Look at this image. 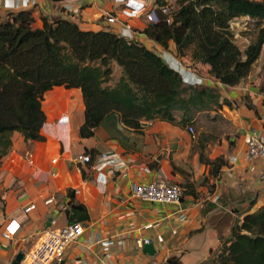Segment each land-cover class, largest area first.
Segmentation results:
<instances>
[{"label":"crops","instance_id":"0c3cea01","mask_svg":"<svg viewBox=\"0 0 264 264\" xmlns=\"http://www.w3.org/2000/svg\"><path fill=\"white\" fill-rule=\"evenodd\" d=\"M162 1L176 7V0ZM145 2L38 0L27 9L33 11L40 27L44 16L64 17L61 14L68 13V4L76 11L70 13L71 19L87 30L116 32L122 23L129 22L138 33L136 39L162 56L164 49L143 33L147 20L134 14ZM19 10L22 9L1 6L0 17ZM108 15L116 16L118 22L108 23ZM208 84L216 83L209 80ZM43 108L47 118L41 132L45 140L26 141L19 132H14L12 150L0 169V242L8 245V248L0 247V259L4 262L20 247H33L45 229H60L70 223L68 211H71L73 203L78 202L86 207L89 215L82 221L86 231L68 247L62 264H200L219 244L217 231L208 224V217L214 211L207 215L203 212L209 202L206 198L216 191L221 195L224 191L246 189L253 192L257 200L252 212L264 204V180L260 176L262 165L258 164L255 171L249 169L244 143L245 133L264 127V109L222 107L238 136L232 139L231 145L228 144V155L211 154L206 149V154L212 158L225 155L229 165L222 169L218 179L211 178L204 184L209 168L199 161L200 150L191 148L189 125L153 120L144 122L142 129L135 130L126 126L118 113H113L96 129L94 136L81 138L79 129L85 121L86 105L80 88L54 87L46 93ZM179 127L185 129V134H177ZM164 147L166 150L161 154L164 156L159 159L160 150ZM87 149L95 150L98 155L114 151L130 163L114 175L100 173L75 161L76 156ZM234 155L238 160H231ZM155 161L158 164L153 167ZM174 163L184 173L174 172ZM200 176L204 177L202 181H199ZM161 179L181 186L189 179L200 196L187 195L180 206L142 201L131 196L134 183ZM69 190L75 194L74 199L68 195ZM50 196L55 202L46 204ZM29 202L36 203V208L25 213L23 208ZM180 208L185 209L184 219L175 213ZM50 217L53 220L48 226ZM11 219L21 222V230L13 239L7 240L2 233ZM142 236L152 239L155 255L144 252L138 245L137 240ZM107 239L114 241L109 249L99 242Z\"/></svg>","mask_w":264,"mask_h":264},{"label":"trees","instance_id":"16d2710c","mask_svg":"<svg viewBox=\"0 0 264 264\" xmlns=\"http://www.w3.org/2000/svg\"><path fill=\"white\" fill-rule=\"evenodd\" d=\"M176 7L172 23L148 22L143 33L214 83L236 86L250 75L264 36L242 49L228 23L238 17L264 22V0H176ZM35 21L29 9L0 17V169L12 150L14 132L26 141L45 140L43 101L57 86L82 90L86 110L81 138L94 136L113 113L126 126L140 130L153 120L187 126L203 112L234 107L215 84L185 83L178 70L137 39L106 29L87 30L70 17L44 16L41 27H35ZM116 65L122 72L115 80ZM248 107L254 109L250 102ZM208 143L200 137L199 161L209 168L204 184L218 179L229 165L225 155L206 154ZM85 153L98 155L89 149ZM173 166L174 172L184 173ZM182 186L184 197L200 196L189 179ZM68 195L75 198L72 190ZM256 203L253 192L241 189L224 191L204 206L205 215L214 211L208 224L217 231L219 244L202 264L210 259V264H264V204L252 212ZM68 217L72 223L89 215L75 202Z\"/></svg>","mask_w":264,"mask_h":264},{"label":"built area","instance_id":"2783aa9c","mask_svg":"<svg viewBox=\"0 0 264 264\" xmlns=\"http://www.w3.org/2000/svg\"><path fill=\"white\" fill-rule=\"evenodd\" d=\"M37 2L38 0H4V2H0V7L8 5V7L15 9H27L35 5ZM175 10L176 7L170 2L146 0L145 5L140 9L135 10L134 14L144 16L149 23H157L162 20L167 23H172ZM66 11L68 13L76 12L69 4L66 7ZM107 22L115 24L118 22V18L114 15H108ZM116 32L131 40L136 39L138 34L134 26L129 22L122 23ZM161 54L170 66L180 72L185 83L190 85H201L209 81V79L204 78L187 68L174 54L165 50L162 51ZM188 131L191 135H194L195 127L189 125ZM244 143L246 146L245 161L248 163L249 169L255 171L258 164H261L262 170L260 176L261 179L264 180V127L245 133ZM231 160H238V156H232ZM75 161L82 165V167H91L100 173L107 172L112 175L122 171V169L128 167L130 163V161L122 154L114 151L102 152L96 157H93L91 153L84 152L77 155ZM131 196L142 201L180 206L184 198V189L180 184L167 179L154 180L147 183L137 182L131 187ZM218 198L219 193L216 191L210 197L206 198V201L216 202ZM45 202L46 204H52L55 202V199L53 196H50ZM35 208L36 203L29 202L23 209L25 213H29ZM184 210V208H180L175 212L180 216V219L185 218ZM20 230L21 222L17 219H11L3 231L2 236L7 240H11ZM85 231L86 228L82 222L68 223L60 229H53L51 227L45 229L39 235L38 241L35 245L27 252H24L25 257L20 264H62L68 247L84 235ZM99 242H101L106 249H109L110 246L114 244V241L111 239L100 240ZM150 242H153L151 238L143 236L137 240V243L141 248L145 243ZM1 245L5 244L0 242V247Z\"/></svg>","mask_w":264,"mask_h":264},{"label":"rangeland","instance_id":"374dc122","mask_svg":"<svg viewBox=\"0 0 264 264\" xmlns=\"http://www.w3.org/2000/svg\"><path fill=\"white\" fill-rule=\"evenodd\" d=\"M61 15L64 17L73 18L70 13H62ZM34 26L40 27V25L37 23V20L35 21ZM228 27L231 31H233L235 41L242 49L247 48L254 38L258 36H264V22H258L257 20L251 19L249 17L234 18L229 21ZM120 76L121 70L118 67H115L113 79L116 80ZM215 86L220 89L224 97H228L230 100H232L234 107H248V102H250L254 107L264 109V45L258 60L253 65L252 71L247 78L242 80L236 86H227L221 83H216ZM246 97H249L250 99ZM191 125L195 127V134L191 137L188 136V140L192 149L196 151L198 148L199 151L200 137L201 139L205 137L208 138L209 147L207 148L211 154H230L229 145H231L232 139L235 140V138L238 136V133L236 132L232 120L226 115L222 108L201 113L198 116L196 122ZM178 131L179 133L177 134H185L184 128H180ZM195 142L196 146H194ZM226 145H228V148ZM165 150V147L161 148L160 150L161 153L159 156L161 159L164 156L161 154L162 152H165ZM193 170L196 171V169ZM203 178V176H200L199 181H202ZM211 187H215V185L212 186L211 184ZM28 250L29 249L20 247V250L9 256L7 262H4L0 259V264H10L19 251L27 252ZM210 262L211 259L204 264H210Z\"/></svg>","mask_w":264,"mask_h":264},{"label":"water","instance_id":"95a60500","mask_svg":"<svg viewBox=\"0 0 264 264\" xmlns=\"http://www.w3.org/2000/svg\"><path fill=\"white\" fill-rule=\"evenodd\" d=\"M159 159H161V157ZM52 220H53V217H50L49 221L47 223L48 226L51 225ZM1 247L2 248H8V246H5V245H1ZM143 251L150 254V255H155L156 254V248H155L154 242L145 243L143 246ZM24 257H25V253L23 251H19L16 254L15 258L11 261L10 264H20L22 262V260L24 259Z\"/></svg>","mask_w":264,"mask_h":264}]
</instances>
